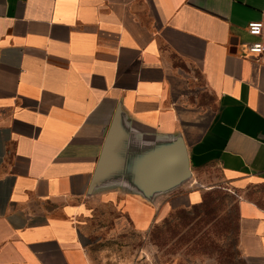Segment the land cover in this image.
<instances>
[{
  "label": "crops",
  "instance_id": "1",
  "mask_svg": "<svg viewBox=\"0 0 264 264\" xmlns=\"http://www.w3.org/2000/svg\"><path fill=\"white\" fill-rule=\"evenodd\" d=\"M257 21L264 0H0V264H93L94 203L145 233L219 190L245 264H264ZM119 111L135 144L182 136L192 178L151 202L119 184L90 196Z\"/></svg>",
  "mask_w": 264,
  "mask_h": 264
},
{
  "label": "rangeland",
  "instance_id": "2",
  "mask_svg": "<svg viewBox=\"0 0 264 264\" xmlns=\"http://www.w3.org/2000/svg\"><path fill=\"white\" fill-rule=\"evenodd\" d=\"M235 201L234 195L219 190L203 207H171L145 233L134 230L113 206L94 203L85 235L92 263L245 264L238 249Z\"/></svg>",
  "mask_w": 264,
  "mask_h": 264
},
{
  "label": "water",
  "instance_id": "3",
  "mask_svg": "<svg viewBox=\"0 0 264 264\" xmlns=\"http://www.w3.org/2000/svg\"><path fill=\"white\" fill-rule=\"evenodd\" d=\"M117 112L94 174L89 194L106 185L119 184L152 201L159 194L174 191L192 178L190 157L182 136L161 139L144 146L133 143V132Z\"/></svg>",
  "mask_w": 264,
  "mask_h": 264
},
{
  "label": "built area",
  "instance_id": "4",
  "mask_svg": "<svg viewBox=\"0 0 264 264\" xmlns=\"http://www.w3.org/2000/svg\"><path fill=\"white\" fill-rule=\"evenodd\" d=\"M249 33L255 37L260 38L261 40L258 42H255L254 44H250L247 47V51L251 54L260 55L264 53V41L262 39L264 38V22L257 21V22H251L249 26L247 27Z\"/></svg>",
  "mask_w": 264,
  "mask_h": 264
},
{
  "label": "trees",
  "instance_id": "5",
  "mask_svg": "<svg viewBox=\"0 0 264 264\" xmlns=\"http://www.w3.org/2000/svg\"><path fill=\"white\" fill-rule=\"evenodd\" d=\"M217 192V191H216ZM210 194V193H209ZM214 195V193H212L211 195H208V197L203 201L202 204L197 205V206H193L194 208H199V207H203L205 205L208 204V202L210 201V198Z\"/></svg>",
  "mask_w": 264,
  "mask_h": 264
}]
</instances>
